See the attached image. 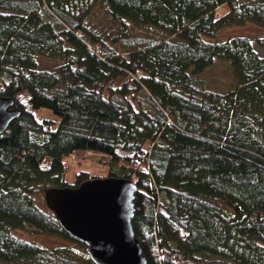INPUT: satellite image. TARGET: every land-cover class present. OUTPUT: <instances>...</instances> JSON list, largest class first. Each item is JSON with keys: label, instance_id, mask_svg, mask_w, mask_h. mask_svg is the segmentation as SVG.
<instances>
[{"label": "trees", "instance_id": "16d2710c", "mask_svg": "<svg viewBox=\"0 0 264 264\" xmlns=\"http://www.w3.org/2000/svg\"><path fill=\"white\" fill-rule=\"evenodd\" d=\"M94 4L114 37L88 26ZM126 22L163 36L121 51ZM246 23L264 31V0H0V97L19 111L0 134V264H93L37 197L109 177L138 188L146 264H264V56L246 36L206 40ZM214 58L231 65L223 93L197 78ZM86 152L106 175L68 184L63 157ZM24 225L69 243L19 239Z\"/></svg>", "mask_w": 264, "mask_h": 264}, {"label": "water", "instance_id": "95a60500", "mask_svg": "<svg viewBox=\"0 0 264 264\" xmlns=\"http://www.w3.org/2000/svg\"><path fill=\"white\" fill-rule=\"evenodd\" d=\"M12 105L0 97V134L19 116ZM137 189L129 179L94 178L44 196L60 228L84 244L93 264H146L132 227Z\"/></svg>", "mask_w": 264, "mask_h": 264}, {"label": "rangeland", "instance_id": "374dc122", "mask_svg": "<svg viewBox=\"0 0 264 264\" xmlns=\"http://www.w3.org/2000/svg\"><path fill=\"white\" fill-rule=\"evenodd\" d=\"M220 12H224V9H221ZM87 24L93 31L104 33L110 38L114 37L119 32V26L110 20L106 14L100 13L99 10L96 9V4L92 6ZM126 25L128 26L129 37L125 40L126 42L118 47L121 51L126 52L127 50L146 46L160 36H163L157 29L149 26H136L129 22H126ZM235 36H246L250 38L254 49L257 50L260 55L264 56V49L259 47L256 43L257 38L264 36V31L262 28L252 23L223 28L214 38H206V40L209 42H222ZM39 62L41 68H50L57 64L56 60L46 58H40ZM197 78L203 81L207 89L220 93L226 92L234 83L230 63L220 58H214L212 65L199 74ZM35 117L38 120L52 119L55 122L58 121V118L48 109L36 111ZM106 160L107 158L94 152H86L83 157L77 158L71 155L63 157V162L66 166L65 181L68 184H74L76 174L81 171L87 172L89 176L104 177L108 170L107 165L104 164ZM44 195L45 194H42L37 198H39V205L41 208L46 210L48 206ZM220 206L227 214L232 213V209L228 208L226 205L220 204ZM262 217L264 219V213ZM13 234L19 239L36 242L47 247L63 246L69 243L68 239L63 236L40 233L39 230L26 225H24V228L15 229Z\"/></svg>", "mask_w": 264, "mask_h": 264}]
</instances>
